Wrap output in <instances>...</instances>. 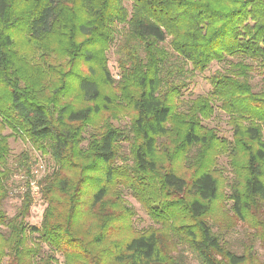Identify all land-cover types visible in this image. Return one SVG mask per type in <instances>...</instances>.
<instances>
[{
	"label": "trees",
	"instance_id": "obj_1",
	"mask_svg": "<svg viewBox=\"0 0 264 264\" xmlns=\"http://www.w3.org/2000/svg\"><path fill=\"white\" fill-rule=\"evenodd\" d=\"M117 34L114 78L106 53ZM212 62L227 66L181 108L186 80ZM255 70L264 72V0H131L130 10L122 0H0V264H53L52 254L36 260L43 244L64 264H184L177 245L201 264L244 263L208 218L226 198L237 219L264 229ZM215 107L231 139L204 124ZM123 116L128 125L115 126ZM11 136L54 165L37 182L39 226L25 220L30 190L13 216L1 208ZM125 192L156 226L135 229Z\"/></svg>",
	"mask_w": 264,
	"mask_h": 264
},
{
	"label": "rangeland",
	"instance_id": "obj_2",
	"mask_svg": "<svg viewBox=\"0 0 264 264\" xmlns=\"http://www.w3.org/2000/svg\"><path fill=\"white\" fill-rule=\"evenodd\" d=\"M122 3L128 10H130L131 0H122ZM120 36V34H117L116 39L110 44V48L106 53L107 65L114 78L118 77L115 48ZM225 62H212L203 72H193L190 78L186 80L187 87L181 92V99L183 100L181 108H185V102L188 100L209 92L211 86L207 78L214 74L217 70H224V68L227 66ZM251 76V83L254 90L263 89L264 72L255 70L251 73ZM113 124L120 128H124L128 125V118L123 116L120 119L113 121ZM204 124L215 128L219 136L231 139V129L227 123V115L224 114L219 108L215 107L214 114L210 119L204 121ZM91 131L92 129L90 127H86L84 132L85 140L82 143L83 146L87 144ZM9 132V130L5 131V133ZM8 143L10 149L8 156V167L11 168L12 173L5 183L7 196L2 201L1 208L6 212L8 217H11L16 214L24 194L29 190L27 181L31 176L32 171L37 182L45 173L51 172L54 165L51 157L48 154H42L40 151L35 150L27 141H23L18 137L11 136L8 139ZM122 145V151L127 152L125 144ZM23 152H27V160L22 157ZM218 163L223 169L224 178L220 192L223 195H227L229 193V184L231 183L232 179L231 168L228 164L227 157L224 155L219 157ZM28 169H30L29 172L27 171ZM32 190L35 192L38 191V189L35 187ZM31 196L32 201L29 207L28 216L25 220L28 225L39 226L46 203L40 196L39 192L31 193ZM124 198L127 204L134 211L132 221L136 230H142L151 226H156L139 202H137L128 192L124 193ZM231 206L232 202L226 198L217 199L215 202V211L213 212V215L210 216L211 218H208L213 231L217 232L221 236V239L226 242L231 251L237 255H245L246 260L242 264L263 263L264 229L258 225L254 226V224L251 222L248 223L237 219L230 210ZM261 216L262 213H259V217ZM175 248L172 254L184 262V264H201L194 254L186 250L185 246L177 245ZM48 254L53 255L54 258L51 260L53 264H64L62 254L53 251L48 245L44 244L41 246V252L36 257V260L37 258L39 259L41 257H47ZM3 261V264H6L7 258L5 257Z\"/></svg>",
	"mask_w": 264,
	"mask_h": 264
},
{
	"label": "built area",
	"instance_id": "obj_3",
	"mask_svg": "<svg viewBox=\"0 0 264 264\" xmlns=\"http://www.w3.org/2000/svg\"><path fill=\"white\" fill-rule=\"evenodd\" d=\"M35 176L33 175V171H32V174H31V176L28 178V185H29V190H30V192L31 193H37L38 191H33L32 189H34V187L36 188V189H38L39 190V188H38V184H37V182H36V179L34 178Z\"/></svg>",
	"mask_w": 264,
	"mask_h": 264
}]
</instances>
